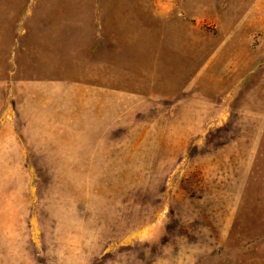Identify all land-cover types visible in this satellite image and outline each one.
Segmentation results:
<instances>
[{
	"label": "rangeland",
	"instance_id": "374dc122",
	"mask_svg": "<svg viewBox=\"0 0 264 264\" xmlns=\"http://www.w3.org/2000/svg\"><path fill=\"white\" fill-rule=\"evenodd\" d=\"M0 264H264V0H0Z\"/></svg>",
	"mask_w": 264,
	"mask_h": 264
}]
</instances>
